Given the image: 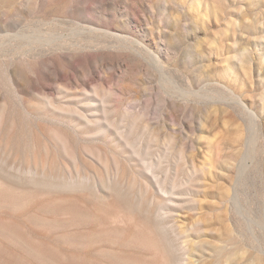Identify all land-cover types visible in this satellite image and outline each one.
<instances>
[{"label":"rangeland","instance_id":"1","mask_svg":"<svg viewBox=\"0 0 264 264\" xmlns=\"http://www.w3.org/2000/svg\"><path fill=\"white\" fill-rule=\"evenodd\" d=\"M0 264H264V0H0Z\"/></svg>","mask_w":264,"mask_h":264}]
</instances>
